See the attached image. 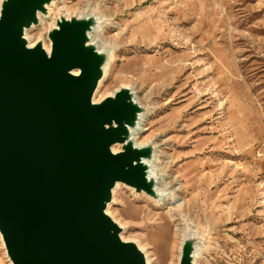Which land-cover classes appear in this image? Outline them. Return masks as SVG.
<instances>
[{
	"label": "rangeland",
	"instance_id": "374dc122",
	"mask_svg": "<svg viewBox=\"0 0 264 264\" xmlns=\"http://www.w3.org/2000/svg\"><path fill=\"white\" fill-rule=\"evenodd\" d=\"M91 11L100 45L112 47L96 100L128 88L151 103L136 141L155 139L176 196L155 204L116 188L108 213L123 238L150 264H177L188 224L204 243L196 264H264V0H57L27 37L49 44L59 17Z\"/></svg>",
	"mask_w": 264,
	"mask_h": 264
},
{
	"label": "water",
	"instance_id": "95a60500",
	"mask_svg": "<svg viewBox=\"0 0 264 264\" xmlns=\"http://www.w3.org/2000/svg\"><path fill=\"white\" fill-rule=\"evenodd\" d=\"M53 0L0 2V236L11 264H145L105 213L116 184L154 197L129 129L144 110L128 88L100 102L94 92L108 55L89 43L99 21L59 17L49 54L24 31ZM77 71V74L74 72ZM120 147L114 153L113 149ZM197 237L178 264H193Z\"/></svg>",
	"mask_w": 264,
	"mask_h": 264
},
{
	"label": "bare ground",
	"instance_id": "6f19581e",
	"mask_svg": "<svg viewBox=\"0 0 264 264\" xmlns=\"http://www.w3.org/2000/svg\"><path fill=\"white\" fill-rule=\"evenodd\" d=\"M2 0H0V2H1ZM56 1L57 0H53L52 2H51V4L50 5H48L47 6V16L50 14V13H52V8L56 5ZM183 1V0H182ZM196 5V4H195ZM198 5V4H197ZM181 6V5H180ZM176 7V6H175ZM184 9V8H183ZM186 11V10H185ZM206 11V10H205ZM204 11V12H205ZM175 13V12H174ZM187 13V12H186ZM201 13V12H200ZM195 14V13H194ZM204 14V13H203ZM52 15V14H51ZM188 15V14H187ZM47 16H43V15H41V14H38L37 15V17H38V23H39V25H42V22H43V18L44 17H47ZM87 16H93L95 19H97L98 20V17L97 16H95L93 13H92V11H91V13L90 14H88ZM200 16V15H199ZM207 16V15H206ZM84 17H86V16H84ZM163 17V16H162ZM176 17V16H175ZM196 18H198V17H196ZM142 19V18H141ZM140 19V20H141ZM149 19V18H148ZM191 19V18H190ZM50 20L51 21H53L54 20V18L51 16V18H50ZM139 20V19H138ZM178 20H179V18H178ZM149 21V20H148ZM193 21V20H192ZM151 22V21H150ZM181 22V21H180ZM136 23H137V21H136ZM135 23V24H136ZM197 24V23H196ZM134 25V24H133ZM176 25V24H175ZM208 25V24H207ZM53 26V22H51L50 24H49V27H52ZM55 26V25H54ZM53 26V27H54ZM33 27V26H32ZM31 27V28H32ZM52 27V28H53ZM137 27H139L140 29H144L145 28V23H141V24H139V25H137ZM31 28H30V30H31ZM103 28V26H100L99 27V24H97V26L96 27H92V30H91V32H89L88 33V37H89V43L90 44H92V45H94L95 47H96V49L99 51V52H101V53H106L107 55H109V58H108V60L106 61V63L104 64V66H103V77H102V79L99 81V83H98V86H97V88H96V90H95V92H94V96H93V102H97V100H96V96H97V94H98V91H99V89H100V84L102 83V81L104 80V78H105V75H106V70H107V67H108V65H109V63H110V61H111V58H112V47H110V46H108V45H104V46H101L100 45V43H99V41H98V39H97V36L99 35V33H100V35H102V32H100L101 31V29ZM202 28H204V27H202ZM148 29H149V26H148ZM150 29H152V28H150ZM29 29L28 30H25L24 31V39L27 41V44H28V47H33L37 42H41L42 43V47H43V49L46 51V53L47 54H49V52H50V44H47V43H45V41L43 40H40L41 39V36L36 40V41H32L31 42V40L27 37V33L30 31ZM149 32V30H147V28H146V32ZM153 34V33H152ZM199 36H201V35H199ZM202 37V36H201ZM205 39V38H204ZM213 39V38H212ZM203 40V39H202ZM201 40V41H202ZM210 41V40H209ZM203 42V41H202ZM208 42V41H207ZM210 43V42H209ZM108 49H109V51H108ZM213 51V50H212ZM219 52V51H218ZM214 54V53H213ZM213 56V55H212ZM216 57V56H215ZM222 66V65H221ZM206 68V67H205ZM221 71V70H220ZM74 74H77V71H75L74 72ZM219 74H220V72H219ZM205 75V74H204ZM210 75V74H209ZM224 75V74H223ZM230 75V74H229ZM225 76V75H224ZM231 77V76H230ZM246 81V80H245ZM244 83V82H243ZM215 84H217V80H214V82L212 83V86L214 87L215 86ZM247 84V83H246ZM228 87H229V84H228ZM227 87V88H228ZM229 90V89H228ZM230 91V90H229ZM131 92H132V94H133V100H134V102L135 103H137L144 111L142 112V113H140L139 115H138V119H137V123H136V126L135 127H133V128H130L129 129V137H130V141H132V143H133V145H134V147H136V148H142V147H145V146H151L152 147V152H153V154H152V158L150 159V160H145L144 161V164L146 165V167H147V180L148 181H151L152 183H153V192H154V194H155V198L156 199H154V197H150V196H148V195H146V194H144L143 192H141L139 195H146V196H148V198L151 200V202H153V203H155V204H165L166 202H165V200H168V202L169 201H171L172 200V198H176V196L174 195V191H169L168 189L170 188V182L169 183H167L165 180L168 178V176L166 177L163 173H162V171L160 170V169H158L157 167H156V157H157V151H158V145L156 144V142H155V139H153L152 141L153 142H147V143H144V144H138L137 143V141H136V136L138 135V132L139 131H142V128H141V126L143 125V122H144V120L149 116V114H150V112L153 110V107H152V105H151V103H150V105H148V106H146V105H143L142 103H140L139 101H138V99H137V95L135 94V92L134 91H132V89H131ZM232 94H233V92H230V97L232 96ZM212 97V96H211ZM216 97H219V94L218 95H216ZM149 98L148 97H146V99H145V101L146 100H148ZM227 100V99H226ZM227 102V101H226ZM249 102V101H248ZM230 105H229V107L231 108L232 106H231V100H230ZM223 108V103H222V101H220L219 102V108ZM218 110V109H217ZM255 110H256V108H255ZM229 115L228 116H230L231 117V115H232V111H230L229 110V112H227ZM227 116V117H228ZM249 121V120H248ZM253 121V120H252ZM141 128V129H140ZM215 134V133H214ZM213 134V135H214ZM231 146V145H230ZM119 149H120V147L118 146L117 148H114L113 149V152L114 153H116V152H118L119 151ZM250 154V153H249ZM246 157V156H245ZM247 157H249V156H247ZM243 159V158H242ZM245 159V158H244ZM249 159V158H248ZM246 161V160H245ZM251 161V160H250ZM206 168H207V166H206ZM243 169H245V168H243ZM119 186H122V184H116L115 185V187H114V189L112 190V200H111V202L106 206V210H105V213H106V215H110L109 213H108V208L113 204V195H114V191L116 190V188H119ZM158 198V199H157ZM165 202V203H164ZM183 202H184V200H183ZM183 202H181V199H179V201H178V204H182ZM186 216V215H185ZM183 217V216H182ZM112 220L115 222V220L112 218ZM116 223V222H115ZM117 224V223H116ZM118 225V224H117ZM118 227H120L121 228V230H123V233H124V228L122 227V226H120V225H118ZM193 229V226H188V224H187V227L186 228H181L180 229V240H179V244H178V248H179V257H178V262H179V258H180V252H181V246H182V243H183V241L185 240V239H194V238H196V232L195 231H193L192 230ZM123 233H120V239L122 240V241H126L124 238H123V236H122V234ZM163 237H164V231H162V230H160V232H159ZM162 240V239H161ZM127 242V241H126ZM203 244L204 243H195L194 244V251H193V253H192V258H193V264H196V259H197V257H198V255L202 252V250H203ZM0 246H1V249L3 250V254H4V259H5V261H4V264H11V262L9 261V259H8V257L6 256V253H5V249H4V246H3V242H2V240H1V236H0ZM137 248L142 252V254H143V256H144V260H145V264H150V260H149V258H148V256H146V253L144 252V250L140 247V245L137 243ZM1 257V256H0ZM1 259V258H0ZM178 262H177V264H178Z\"/></svg>",
	"mask_w": 264,
	"mask_h": 264
},
{
	"label": "crops",
	"instance_id": "0c3cea01",
	"mask_svg": "<svg viewBox=\"0 0 264 264\" xmlns=\"http://www.w3.org/2000/svg\"><path fill=\"white\" fill-rule=\"evenodd\" d=\"M0 264H4V263H2V262L0 261Z\"/></svg>",
	"mask_w": 264,
	"mask_h": 264
}]
</instances>
